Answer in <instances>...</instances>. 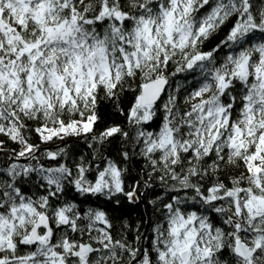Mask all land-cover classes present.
Here are the masks:
<instances>
[{
	"label": "snow or ice",
	"instance_id": "6c2138e0",
	"mask_svg": "<svg viewBox=\"0 0 264 264\" xmlns=\"http://www.w3.org/2000/svg\"><path fill=\"white\" fill-rule=\"evenodd\" d=\"M0 264H264V0H0Z\"/></svg>",
	"mask_w": 264,
	"mask_h": 264
},
{
	"label": "trees",
	"instance_id": "16d2710c",
	"mask_svg": "<svg viewBox=\"0 0 264 264\" xmlns=\"http://www.w3.org/2000/svg\"><path fill=\"white\" fill-rule=\"evenodd\" d=\"M222 34L223 33H221V35ZM181 80L182 76H178L174 78V83L180 82ZM122 106H128L127 99ZM101 114L105 123L101 124L100 127H104L106 124H112L114 122H120L123 120V117L116 114L115 110L108 101H104L101 104ZM56 143L58 144L59 142ZM89 143H91L89 138H72V140L69 142V146L73 154L82 153L87 156L91 152V149L88 147ZM49 147H53V145H49ZM107 149L108 151H111L113 154H115V152L118 150V143L107 145ZM100 151L104 152L105 150L101 148ZM97 159H99V156H97ZM141 166H138L135 162H133V176L136 174H139L141 177L143 176V173L140 171ZM157 191H159V189H157ZM152 199H154V196L148 194L147 199H142L136 204H130L127 201H122L120 205L115 206L114 215L125 220L131 226L132 231L130 232V238L135 236V229L137 227H139L142 232H147L149 235L151 234L150 225L159 215L158 210L154 209L153 205L150 203Z\"/></svg>",
	"mask_w": 264,
	"mask_h": 264
}]
</instances>
